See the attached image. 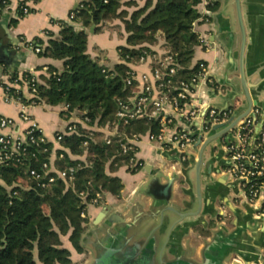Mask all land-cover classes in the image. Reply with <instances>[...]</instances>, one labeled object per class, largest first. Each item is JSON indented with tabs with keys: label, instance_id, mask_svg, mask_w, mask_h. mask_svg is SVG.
Masks as SVG:
<instances>
[{
	"label": "trees",
	"instance_id": "16d2710c",
	"mask_svg": "<svg viewBox=\"0 0 264 264\" xmlns=\"http://www.w3.org/2000/svg\"><path fill=\"white\" fill-rule=\"evenodd\" d=\"M202 1L158 0L149 11L152 3L148 2L128 17L126 12H119L121 0H84L83 6L74 10L75 19L83 28L77 30L72 23L62 22L57 35L49 31L46 42L38 39L42 45L39 54L63 60L64 68L43 76L31 101L69 105L65 112L68 115L81 112L88 127L78 123L73 133H66L61 144L68 151L59 150L63 158L57 156L53 162L57 170L75 167L73 179H58L43 187L29 176V164L0 166V177L6 184H0V264H71V251L64 245L63 237L67 236L74 249L83 252L81 240L89 221L84 214L88 206L102 204L105 193L118 197L122 194L121 178L110 172L122 165L133 173L142 168L140 160L134 167L130 166L136 145L124 152V138L111 135L108 143L103 131L91 129L115 121L117 98L127 97L130 89L124 83L129 68L125 62L117 64L112 75L103 72L108 66L99 65L90 56L88 29L95 24L98 31L120 17L125 25L127 45L119 49L123 58L129 55L127 60L151 51L160 31L164 45L176 53L180 66L178 77L188 78L196 69L189 65L199 44L194 23L203 17L198 8ZM208 5L216 9L219 2L214 0ZM12 78H17V73ZM24 100L28 102L25 97ZM148 130L158 132L159 122L142 119L118 126L119 133L143 135ZM91 131L93 136L89 135ZM49 146L53 148L52 143ZM48 156L49 153L39 154V160L33 159L31 166L39 168ZM98 193L101 196L95 202Z\"/></svg>",
	"mask_w": 264,
	"mask_h": 264
},
{
	"label": "crops",
	"instance_id": "0c3cea01",
	"mask_svg": "<svg viewBox=\"0 0 264 264\" xmlns=\"http://www.w3.org/2000/svg\"><path fill=\"white\" fill-rule=\"evenodd\" d=\"M1 1H3L4 5ZM157 1L121 0L119 12H126L129 17L135 10L145 7L148 2L152 3L148 11L151 10ZM217 1L219 5L216 9L210 8L206 0H203L198 6L203 17L194 23V32L198 35V38L207 37L209 46L198 44L195 48L193 60L189 65V68H194L199 61H205L213 68L215 75L220 73L227 62L223 42H228L227 35L231 29L230 26L234 24L236 19L234 0ZM22 3L30 9L28 14H24L23 11L21 13L20 6ZM83 4L84 0H8V2L7 0H0V35L6 37L8 43H10L7 55L11 64L8 66L0 63V82L8 77L10 78L13 73H17L18 85L22 89L24 97L28 100L26 102L23 99L28 106V112L37 120L44 134L52 142V162L56 161L59 150L66 149L61 143L54 142L56 134L63 132L71 123H80L85 127L88 126L84 122L81 112L75 111L68 115L65 112L67 109L66 105L53 106L46 102L31 101L34 95L30 94L24 81V76L31 72L35 74L39 83H42L43 76H50L54 72L53 70H63V60L40 55L31 48V45L41 47L42 45L37 41L38 39H44L46 42L49 39L46 32L53 31L57 35L60 31L61 23L69 22L70 13L78 7H82ZM208 11L211 12L210 15ZM243 13L245 19L256 21L258 25L254 27L255 29L248 27L247 55L249 71L254 73L253 80L262 83L264 82V5L261 9H255V12L250 14V16H247V7L244 6ZM72 24L77 30L83 28L79 21L72 22ZM234 30L239 32L238 26L235 25ZM157 39V45L152 44V50L158 53L165 52L168 48L160 47L164 45L163 36L160 34ZM123 45H127V33L120 17L104 24L98 31H96V25L94 28L91 26L88 29V53L94 60L104 59L101 65L114 69L117 64L125 62L119 49ZM128 66L138 71H149L148 64H140L137 60H132ZM223 88L225 92L226 87L223 86ZM208 92L210 94L209 102H222V99L214 96L212 91L208 90ZM3 96L4 92L0 87V114L16 118L18 124H20L21 103H8L4 101ZM254 98H258L259 102L262 101L264 99V91L261 92L260 97H258L257 93L254 94ZM239 104L240 102L237 101L236 106ZM66 116H68L69 120H67ZM91 129L103 131L104 136L107 134L115 135L116 132L115 128H111L110 125L103 127L92 126ZM4 131L10 132L11 129H5ZM255 139L256 137H254ZM218 143L219 141L216 140L209 145L205 153L203 172L206 176H204L202 183V192L205 197L204 212L198 218H191V220H196L198 224L190 228L188 234L183 237L182 244L185 247L189 246L192 248L194 250L193 256L201 259L205 242L211 240L214 230L220 224H224L230 232L237 229L236 234L232 237L233 243L239 248V252L233 253L227 263L264 264V212L261 209L262 201L260 200L252 205L246 200L240 199L238 197L239 193L236 191L235 179L228 181L222 179L223 182L215 181V178L221 179L220 175L216 174V171L219 168L224 170L226 167L223 165L224 153ZM136 145V156L144 165L135 173L130 172L126 165H122L117 170L110 172V174L121 178L124 184L122 194L118 197L105 193L102 204H90L88 206L85 216L89 221L86 224L84 234L98 225L105 219V216L107 217L113 212H122L128 219L131 218L130 207L137 205L138 201L143 203L146 206L145 208H148L151 199L143 194L137 197V191L149 181L153 170L161 167L163 162H166L165 169L168 173L173 168L182 171V166L177 161L174 151L163 148L161 144L149 140L145 135L137 141ZM192 151L194 152V150ZM184 166L187 167L188 165L184 164ZM193 174L194 172H191V175ZM185 178L186 176L182 174L175 181L173 202L189 210L193 205L195 186L186 182ZM164 181L165 179H163ZM0 184L6 185L2 179H0ZM137 198H139L138 201L136 200ZM63 241L64 245L71 251V264L78 260L77 256L86 251L90 253L87 247H84V251L80 253L74 249L69 239L68 244L64 239ZM38 264L42 263L39 262Z\"/></svg>",
	"mask_w": 264,
	"mask_h": 264
},
{
	"label": "built area",
	"instance_id": "2783aa9c",
	"mask_svg": "<svg viewBox=\"0 0 264 264\" xmlns=\"http://www.w3.org/2000/svg\"><path fill=\"white\" fill-rule=\"evenodd\" d=\"M206 1L209 3L212 0ZM20 7L24 14L30 12L24 3ZM76 21L73 11L70 13L69 22ZM198 39L199 44L209 46L207 37L202 36ZM31 48L37 53L41 51L39 46L31 45ZM175 55V52L167 49L162 53L153 50L144 51L130 60H127L129 55L124 58L127 65L132 60H137L140 64L149 66V71H138L129 66L124 83L125 88L130 89V94L125 98H117L116 119L113 123H108L111 128H115V134L126 140L125 143H122L124 152L134 149L137 141L145 135L149 140L161 144L163 148L178 150L181 162L184 164V162H188L189 152L200 136L204 139L215 125L225 123L232 117L236 108L234 106L227 110L210 107L202 121L201 114L207 106L206 89L212 88L224 92V88L214 77L213 68L205 61H199L196 64V69L190 77H178L180 66ZM111 71L110 68H103L104 73L114 75V72ZM10 78L3 79L4 81L0 82V87L4 92V101L21 103L19 114L21 123L18 124L16 118L0 114V166L29 164V176L43 187L58 179H73L75 167L63 170H57L54 167L53 148L49 146L52 142L44 134L37 120L28 112V106L23 101L24 93L18 85L19 79L12 78V76ZM24 81L30 94L35 95L36 85L39 82L35 74L27 73L24 76ZM68 107L69 105H66V108ZM261 114L262 109L254 106L250 113L231 130L235 140L228 139V135L225 134L221 137V143L226 159L231 163L230 166L225 167L223 172L239 181L238 197L252 205L261 200V209L264 212V127L254 140L257 121L253 117L256 115L258 120ZM142 119L157 120L159 122L158 132L148 130L143 135L136 132H118L120 124L129 125L133 121ZM76 128V123L69 124L63 132L56 134L54 142L61 143L64 135L73 133ZM5 129H11V131L5 132ZM89 135L93 136L94 134L91 131ZM104 139L110 143L111 134L105 135ZM84 144L86 145L87 142ZM41 153H49V159L43 161L39 168L32 167V160H39ZM136 153L135 151L130 158L131 167H134L139 161ZM57 156L63 158V154ZM140 165L144 164L140 162ZM100 196L98 193L95 202Z\"/></svg>",
	"mask_w": 264,
	"mask_h": 264
},
{
	"label": "water",
	"instance_id": "95a60500",
	"mask_svg": "<svg viewBox=\"0 0 264 264\" xmlns=\"http://www.w3.org/2000/svg\"><path fill=\"white\" fill-rule=\"evenodd\" d=\"M234 3L236 19L230 26L228 42H223L227 62L219 74L215 75L213 72L217 82L225 86L226 90L223 93L207 88V106L201 114L204 121L210 107L227 110L234 106L236 108L232 117L225 123L215 125L204 139L202 136L199 137L192 147L194 152L192 150L189 152L187 167L181 162L180 152L170 150L176 154L182 171L173 168L168 173L165 169L166 162L153 170L149 181L137 191V197L143 194L151 199L148 208L138 201L139 197L136 199L137 205L130 207L131 218L128 219L122 212H113L103 220L102 217V221L89 232L85 234L83 232L81 244L89 248L91 253V259L87 264H228L231 255L239 252L232 237L237 229L230 232L224 224H220L214 230L211 240L205 242L201 259L193 256L192 248L182 244V239L190 228L198 224L191 218H198L204 212L205 197L202 183L206 176L203 167L207 147L218 140L224 153L223 165L230 166V161L225 158L221 137L227 134L228 139L235 140L231 130L250 113L254 106L262 109L258 120L257 116L253 115L257 121L255 137L264 127V99L259 102L258 98H254V94L257 93L260 97L261 92L264 91V82L253 80L254 73L249 71L247 55L248 27L255 29L254 27L258 25L256 21L245 19L243 13V7L246 6L247 16H250L255 9H261L264 0H234ZM208 14L210 15L211 12L208 11ZM235 25L238 26L239 32L234 30ZM94 26L95 24H92V28ZM9 44L7 38L0 35V63L8 66L11 65L7 55ZM208 90L222 99V102H209ZM237 101L240 102L238 106H236ZM191 172L194 174L191 175ZM182 174L186 176V182L195 186L193 205L189 210L173 202L174 183ZM216 174L221 177V179L215 178L218 182H223L222 179L226 181L232 179L229 174L223 172L222 168H219ZM235 184L239 193V181L236 180Z\"/></svg>",
	"mask_w": 264,
	"mask_h": 264
},
{
	"label": "rangeland",
	"instance_id": "374dc122",
	"mask_svg": "<svg viewBox=\"0 0 264 264\" xmlns=\"http://www.w3.org/2000/svg\"><path fill=\"white\" fill-rule=\"evenodd\" d=\"M160 34L161 33H158L156 35L158 36ZM154 44L157 45V41ZM160 47H162V48H168V47H166L164 45H161ZM102 60H104V59H97L96 61L98 62L99 65H101ZM66 117H67V120H69L68 116H66ZM0 179H1V177H0ZM63 239L68 244V238H67V236H64ZM77 258H78V260L74 264H82V263L84 264V263H86V261H89L91 259V255H90V253L88 251H86L83 254H81L80 256H77Z\"/></svg>",
	"mask_w": 264,
	"mask_h": 264
}]
</instances>
